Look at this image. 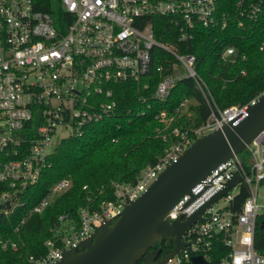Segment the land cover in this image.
Segmentation results:
<instances>
[{"label": "built area", "instance_id": "1", "mask_svg": "<svg viewBox=\"0 0 264 264\" xmlns=\"http://www.w3.org/2000/svg\"><path fill=\"white\" fill-rule=\"evenodd\" d=\"M156 15L168 18L173 41L155 38ZM263 15L264 0H56L52 14L36 8L33 0H0V212L7 213L17 203L14 198L37 181L59 140L80 136L89 126L115 115L118 84L134 85L141 91L137 101L146 103L149 98L165 100L177 81L190 77L208 102L211 95L195 70L194 53L181 51L178 44L191 40L199 28L222 29L229 21L240 30L248 29ZM263 45L260 42L259 48ZM234 53V46L227 44L219 57L233 62ZM151 84L154 87L146 95ZM258 94L239 105L211 108L192 129V137H186L187 128L170 127L172 139L161 135L168 142L161 156L133 180L112 181L113 196L96 208L78 206L77 222L66 213L58 214L49 227L50 236L42 242L44 252L28 253L26 264H47L59 258L62 249L76 248L95 227L116 217L195 137L227 121H240ZM186 100L172 111L155 112L162 123L159 129L169 127ZM58 126L62 132L54 139ZM242 151L243 158L238 155ZM234 174L238 180L184 230V248L160 264H191L194 254L212 264L210 251L216 249L222 250L217 264H264V226H259L264 220V128L195 182L190 188L195 196L188 200L189 193L182 194L166 215L185 218ZM241 184L246 193L234 206ZM69 185L68 177L56 180L29 212H40ZM23 221L21 217L15 231ZM18 243L22 244L18 234L16 239L0 236L1 248L17 249Z\"/></svg>", "mask_w": 264, "mask_h": 264}, {"label": "trees", "instance_id": "2", "mask_svg": "<svg viewBox=\"0 0 264 264\" xmlns=\"http://www.w3.org/2000/svg\"><path fill=\"white\" fill-rule=\"evenodd\" d=\"M33 1L36 8L51 14L56 8V0ZM263 17L244 30L236 28L233 21L222 29L199 28L191 40L178 44L181 51L194 53L195 70L211 95L208 102L190 77L177 81L165 100L149 98L146 103L137 101L141 91H137L134 85L118 84L119 103L115 115L94 123L80 136L59 140L48 156L50 164L41 170L37 181L27 185L14 198L17 203L7 213L0 212V236L16 239L18 234L22 241L17 249L0 247V264H26L28 253L44 252L42 242L50 236L49 227L57 221L58 214L66 213L77 222L75 212L78 206L88 204L96 208L100 201L111 198L112 181L133 180L141 168L162 155L168 142L161 135L172 139L168 133L170 127L175 125L182 130L192 122L200 124L211 108L239 105L260 93L264 89V45L259 48L260 42L264 41ZM172 28L166 16H154L156 39L173 41L169 34ZM227 44L234 46L236 57L233 62H225L219 57ZM153 87L154 84L149 85L144 93L150 94ZM184 97L194 101L188 104L190 113L176 112L169 127L159 129L162 123L154 116L155 112L161 108L172 111ZM61 177L70 179L69 187L53 196L40 212H29L49 186ZM245 193L246 187L241 184L234 195V206ZM21 217L24 221L15 231L14 226ZM169 247L163 245L158 256ZM221 253L219 249L210 251L212 264H217Z\"/></svg>", "mask_w": 264, "mask_h": 264}, {"label": "water", "instance_id": "3", "mask_svg": "<svg viewBox=\"0 0 264 264\" xmlns=\"http://www.w3.org/2000/svg\"><path fill=\"white\" fill-rule=\"evenodd\" d=\"M264 128V89L253 103L246 107V115L237 123L225 122L195 137L176 157L166 164L147 187L134 199L129 200L120 213L106 219L81 239L76 248L62 249L60 257L47 264H160L184 248L181 236L187 226L200 218L204 207L226 191L238 180L234 174L224 187L212 195L194 212L181 219H169L168 209L184 193L188 200L195 194L190 188L218 163L240 151L244 144L260 129ZM2 204H0L1 207ZM5 207L9 202L5 201ZM260 227L264 226V220ZM167 238L170 248L147 252V248L158 238ZM191 264H209L201 255L190 256Z\"/></svg>", "mask_w": 264, "mask_h": 264}, {"label": "rangeland", "instance_id": "4", "mask_svg": "<svg viewBox=\"0 0 264 264\" xmlns=\"http://www.w3.org/2000/svg\"><path fill=\"white\" fill-rule=\"evenodd\" d=\"M190 103H194V101L190 98H188L185 103L180 107V113L184 112L186 115H188L190 113V110L188 109V104ZM199 124L195 123V122H192L190 125H188L186 128L188 129V134L186 135L187 138L189 137H192V129H194L195 127H197ZM62 132V129L58 126L57 127V130H56V133L54 135V139H56V137H58ZM243 154H244V151L242 152H239V156L243 158ZM222 200H219L217 201L216 203L213 204V206H217Z\"/></svg>", "mask_w": 264, "mask_h": 264}, {"label": "flooded vegetation", "instance_id": "5", "mask_svg": "<svg viewBox=\"0 0 264 264\" xmlns=\"http://www.w3.org/2000/svg\"><path fill=\"white\" fill-rule=\"evenodd\" d=\"M170 245V241L167 238L158 237L145 251L153 252V251H160L163 245ZM159 253V252H158Z\"/></svg>", "mask_w": 264, "mask_h": 264}]
</instances>
